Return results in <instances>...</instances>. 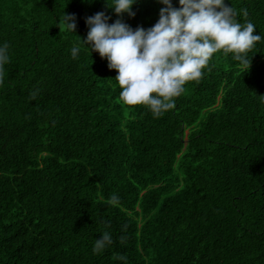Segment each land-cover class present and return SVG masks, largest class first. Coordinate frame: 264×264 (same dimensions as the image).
<instances>
[{
	"label": "trees",
	"instance_id": "1",
	"mask_svg": "<svg viewBox=\"0 0 264 264\" xmlns=\"http://www.w3.org/2000/svg\"><path fill=\"white\" fill-rule=\"evenodd\" d=\"M106 3L0 0V264H264V40L249 70L215 54L154 118L81 40L98 12L147 29L163 5L118 17ZM225 3L264 36V0ZM104 231L113 243L94 253Z\"/></svg>",
	"mask_w": 264,
	"mask_h": 264
},
{
	"label": "clouds",
	"instance_id": "2",
	"mask_svg": "<svg viewBox=\"0 0 264 264\" xmlns=\"http://www.w3.org/2000/svg\"><path fill=\"white\" fill-rule=\"evenodd\" d=\"M106 2V0H105ZM137 0H112L114 14L134 17L133 5ZM162 4L158 21L150 28L133 29L121 19L109 24L110 16L101 11L87 17L86 40L81 42L91 52H97L108 62L109 70H116L114 80L121 89V100L130 106H145L154 118L176 107L175 99L185 92L188 82H199L215 54L232 55L234 61L250 69L248 53L264 36L255 34L256 26L248 21L241 24L239 15L225 0H158ZM243 15L246 17L247 12ZM63 24L70 33L77 28L75 15L63 13ZM10 45L0 44V84L3 83L5 65L10 62ZM81 49L71 48L72 59H77ZM39 89L33 91V99ZM115 205L119 197L109 201ZM113 243L109 231H104L95 241L93 252L102 253ZM115 259L127 258L117 255Z\"/></svg>",
	"mask_w": 264,
	"mask_h": 264
}]
</instances>
